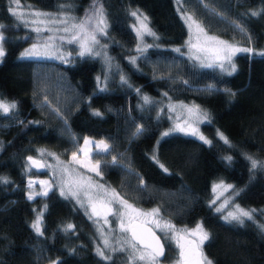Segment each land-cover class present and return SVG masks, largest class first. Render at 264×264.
Segmentation results:
<instances>
[{
    "label": "trees",
    "instance_id": "trees-1",
    "mask_svg": "<svg viewBox=\"0 0 264 264\" xmlns=\"http://www.w3.org/2000/svg\"><path fill=\"white\" fill-rule=\"evenodd\" d=\"M61 1L20 0L42 10H55ZM70 1L82 13L93 0ZM100 2L107 18L104 40L116 67L104 84L98 82L103 71L95 56L21 59L31 39L14 23L9 1L0 0L7 38L0 99L17 104L0 114V177L8 181L0 182V264H119L97 255L90 222L70 199L55 189L31 200L26 195L27 177L42 172H28L27 157L43 148L67 157L85 136L109 143L108 152L94 157L102 160L100 178L122 198L139 207L156 206L174 224H202L210 235L203 251L213 264H264V232L256 223L226 222L209 203L211 182L222 178L238 188L239 203L264 208V168L252 169L247 159L264 160V0ZM133 9L149 18L159 37L135 56V64L130 63L136 41ZM183 14L194 15L209 34L253 52L237 53L231 74L201 67L182 48L175 51L188 33ZM144 96L152 102L146 104ZM167 98L205 109L208 121L200 129L211 143L180 132L163 136L168 121L160 102ZM40 209L42 236L31 227ZM69 224L74 227L65 232ZM165 246L163 259L174 251Z\"/></svg>",
    "mask_w": 264,
    "mask_h": 264
},
{
    "label": "snow or ice",
    "instance_id": "snow-or-ice-1",
    "mask_svg": "<svg viewBox=\"0 0 264 264\" xmlns=\"http://www.w3.org/2000/svg\"><path fill=\"white\" fill-rule=\"evenodd\" d=\"M11 5L15 7H9L8 11L11 15L23 24L25 27H30L31 31L36 33L37 41L40 40L44 32L55 33L63 32L70 35H61L48 36L45 38L44 43H33L30 48L25 49L21 54V59L33 58L37 56H50L54 55L56 51H59V47L56 45V40L65 41L68 44H76L78 46L77 54L80 57L88 56H99L101 53L95 51L97 45L100 44L99 35H107V18L104 11L103 4L100 0H93L91 8L88 12L85 13V16L82 20L77 22V18L68 15H55L52 13L41 12L39 10H31L28 13L19 11L20 0H10ZM65 6H61L63 9ZM31 8V6H29ZM130 16L134 17L136 23L132 25L134 32L136 33L137 38L143 42L146 36H151L154 39L159 37L154 31L149 27V18L140 12L138 9L131 11ZM253 16L260 15L259 12H252ZM183 19L185 25L188 29V39L185 42L188 49V53L191 59L199 62L201 67L207 68H219L223 71L231 74L235 71V64L232 63V58L237 53H251L253 52L252 48H243L235 44H231L225 40L219 39V37L212 36L208 34L205 26L202 22L194 17L192 14H184ZM71 21V23H69ZM62 26V27H58ZM5 25L0 24V61L6 55V50L4 44L7 40L4 35ZM237 27H240L237 25ZM241 31L244 29L241 27ZM24 39H27L25 37ZM103 47V46H102ZM145 47H152V45H145ZM137 52H143L144 49L139 45L136 49ZM176 52H180V49H175ZM264 55V53H261ZM70 55V53H69ZM58 59H65L63 55L57 56ZM109 59L110 58H106ZM137 57H132L130 63L135 64ZM227 63L228 67H225ZM230 69V71H229ZM163 79L164 77H160ZM99 79V78H98ZM121 81L127 83L125 77L121 76ZM184 84H187V81H181ZM212 87V86H209ZM139 92V89H136ZM167 96V93H164ZM144 102L151 103V99L148 96L143 97ZM171 111L175 112L176 107H180L186 110L188 114V119H185L183 123H176L171 130V132H180L186 135L196 136L205 143H211L208 141L203 134L200 133L199 128L196 126L199 123L205 122L208 120V115L204 112L199 105L193 104L191 106L181 103L180 105H168ZM17 108V104L13 102H6L0 100V114H9L12 110ZM95 115H101L99 111L94 113ZM179 119V118H177ZM192 121L191 123L189 121ZM142 129L137 128V133ZM171 132L163 133V136H169ZM220 138L224 141L225 144H230L229 140L220 133ZM92 141L85 140V146L91 144ZM96 148L102 152L109 151V145L104 141H99L96 143ZM79 152L85 153L86 147L78 149ZM41 156L44 155V150H40ZM48 155H54L49 153ZM155 158V157H154ZM59 164V158L56 157ZM72 159L78 163L77 153H72ZM227 161H231L232 157H225ZM251 163L252 169L257 167L264 168V161H258L253 159L251 156L247 157ZM28 160L31 162V167H50V165H44L40 160L33 159L28 157ZM115 157H113V162ZM157 163H159L157 161ZM85 167L89 165L85 164ZM163 168V165H160ZM91 172H94L97 176L100 173V160L97 159L95 164L89 167ZM164 171L168 170L164 168ZM62 175L68 176L67 181H62L67 187L65 191V186L60 188V194L66 199L72 198L75 199L77 204L82 208H87L90 211L86 212L89 215V219L100 218L102 217L103 223L110 225L108 216L111 215L116 220V229L112 231L119 232L121 235L115 237V244L112 243V240L109 238L111 233L105 234V231L102 227H98L97 231L100 234L102 239V247L97 246L96 253L105 261H111L112 254L120 252L124 253L127 257V264H161V258L165 256V244L174 245L177 250V260L176 264H213V262L206 256L203 251V246L206 241L209 240L210 235L204 229L202 224H196L193 228H178L170 220L165 219L159 208H153L151 211H141L140 209L135 208L132 204H129L128 201L124 200L119 196L115 190H111L109 194L108 189H105L103 185H96L91 182V178H77L73 179L67 167L61 168ZM0 182L8 183L7 179L0 177ZM41 184H47V181H40ZM30 186L32 182H29ZM217 189H223L224 191H229L233 189L232 185H225L223 181L220 183L214 184L213 191ZM97 190V194L94 196L93 191ZM235 195H239V192H235ZM48 191L44 190L42 192L36 193L33 195L29 193L28 198L35 199L36 196H47ZM83 197V199L81 198ZM219 197H217L218 199ZM215 200L212 201L215 204ZM118 205V209L114 210L112 205ZM228 201H225L220 207L216 208L217 212L223 210L227 205ZM234 210L229 211L225 220L237 221L238 223H243L244 219H252L253 212L255 210H244L240 208L238 204L233 205ZM44 210H47V205H44ZM44 212L41 211L37 214V217L31 227L38 235H43L42 231V220ZM99 225V219L94 221ZM73 225L69 224L64 228V231H70L73 229ZM264 227V226H262ZM157 232L160 235H157ZM161 236L164 239H161ZM107 252V254H106ZM58 264V262H56Z\"/></svg>",
    "mask_w": 264,
    "mask_h": 264
},
{
    "label": "rangeland",
    "instance_id": "rangeland-1",
    "mask_svg": "<svg viewBox=\"0 0 264 264\" xmlns=\"http://www.w3.org/2000/svg\"><path fill=\"white\" fill-rule=\"evenodd\" d=\"M8 1H9V7H15V5H11L10 4V0H8ZM62 5L65 6L63 9L61 8ZM91 5H92V3L90 4V6L85 7V10H83L82 13H77L76 10H75V5L70 0H62L55 10H42V9H39V8H35L34 6H32L29 3L20 2L19 11H22L24 13H28L31 10H39L41 12L52 13V14H55V15L63 14V15L76 17L77 18V22H78L79 20H82L84 18L85 13L90 10ZM29 6H31V8H29ZM134 10H137V9H133L131 11H134ZM140 12H142V11H140ZM14 23L16 25L23 26L25 28V30H26V35H28L30 37V39H31L30 42L21 50L20 54L25 49L30 48L33 43H37V42L44 43L45 38H47L48 36H53L54 35L56 37H59L61 35H65V36L70 35V34H65L63 32H55V33L44 32L42 34L40 40L37 41L36 33L31 31L30 27H25L23 24H21L15 18H14ZM69 23H71V21ZM135 23H136L135 18L131 16V21H130L131 28H132V25L135 24ZM58 27H62V26H58ZM149 27H150V25H149ZM132 30H133V28H132ZM187 31H188V29H187ZM133 32H134V30H133ZM134 34L136 36L135 32H134ZM209 35H211V34H209ZM212 36H215V35H212ZM216 37H218V36H216ZM97 38L99 39L100 44L96 46L95 51H99L101 54L99 56H95V57H97L98 60L100 61L101 70L103 71L102 73H100V76L98 75V78H99L98 82L100 84H104L106 82V80L108 79V77L110 76V74L112 73V71L116 70V67L114 68L115 63H114L112 57L109 55V53L107 51V42H105V40H104V35H99L98 34ZM152 39H153V37L146 36L144 38V41L141 42L136 36V41H135V43H134V45L132 47V50L134 52H132L131 56L135 57L139 53V52L136 51L138 45L141 48H145V45H150L151 44ZM187 39H188V33H187V36H186L184 42L180 46H177V48H179V49L182 48L181 49L182 52L186 53L188 55V57L190 58L189 53H188V49H187L186 44H185ZM219 39L225 40V41H227V42H229L231 44H235V45H237L239 47H243V46L239 45L238 43H236V42H234L232 40H227V39L220 38V37H219ZM55 43L59 47V51H56L54 55L37 56V57H33V58H49V59H57L58 60V58H56L57 56L63 55L65 57V59H66V58L78 55L77 54L78 46L76 44H68L66 42V40L65 41H60L59 39H57ZM261 51L264 52V46L261 49ZM69 53H70V55H69ZM106 58H110V60L106 59ZM232 60H233V58H232ZM195 62L199 64V62H197V61H195ZM225 67L226 68L228 67L227 63L225 64ZM229 71H230V69H229ZM114 75H115V73H114ZM4 101H6V100H4ZM6 102L10 103V102H13V101H6ZM48 102L49 101L46 98H44L43 101H42V103H46V104H48ZM181 103H183L185 105H189V106L195 104V103H192V102H186V101H182V100H173V99H170V98H167V99H165V100L160 102V110L164 113V115L166 116L167 121H168V125L162 131V133L171 132V130L173 129V127H174V125L176 123H183V121L185 119H188V114H187L186 110H184V109H182L180 107H176V111L173 112L168 107V105H170V104L178 106ZM201 109L204 112H206L205 109H203V108H201ZM207 115H208V113H207ZM177 118H179V119H177ZM189 122L191 123L192 121L190 120ZM200 124L201 123L197 124L196 126L199 128L200 133L203 134V136L209 141V138L201 131ZM220 133L221 132L216 131V135L218 136V138H220V135H219ZM85 140L92 141V143L87 145V146H85V144H84ZM99 141H104L105 143H107L109 145V143L107 141H105L104 139L85 136L83 138V140L81 141V143L77 144L76 149L74 151H72L71 153H69V155L67 157H63L62 155L56 153L55 151H53L51 149H44L43 148L44 155L41 156V154H40V155H38L36 157L40 158L44 165H50V167H48V166L43 167L42 172L40 174H36V175L32 174V175H29L27 177V180H26L27 181V192H26L27 197L29 196L30 192L33 195H35L36 193L42 192L44 190L50 191L51 189H55L60 194V188L62 186H65L64 184H62V181H67L68 180V176L62 175V173H61V168H63V167H67L68 168L69 173L71 174V177L73 179L90 177L91 178V182L93 184L103 185L105 189H108L109 194H111V190H115V189L112 188L111 186H109L107 183H105L100 178V175L97 176L94 172H91L89 170V167L94 165L96 160H97L94 157V155L96 153H105V152L99 151L96 148V143L99 142ZM82 147H86L87 156L85 155V153H81V152L78 151V149L82 148ZM73 152L77 153V157H78L79 161H81L82 163H78L77 161L72 159V153ZM49 153H52L54 155H48ZM56 157L59 158V164L57 162ZM111 160H113V158ZM101 161L102 160H100V163H101ZM258 161H262V160H258ZM85 164L89 165V167H85L84 166ZM25 168H26V170L28 172L34 170L33 167H31V164L28 161L25 164ZM30 181L32 182L31 186L29 184ZM40 181H47L48 183L47 184H41V183H39ZM221 181H223V183L225 185H229V184L232 185L233 189H231L229 191H224L223 189H217V191L214 192L213 191L214 184L220 183ZM210 190H211V196H210V199H209V203H210V205L212 206V208L215 211H216L217 207H220L222 204L225 203V201H228L227 205L223 208V210L219 212L220 216L222 217V219L224 221L231 222V223L232 222L233 223H238L237 221H229V220H225L224 219V216H226L229 211H233L234 210L233 205L238 204L240 206V208H242L244 210H255L253 212V216H252L251 221L256 223L258 228L264 232V227H262V226H264V208L263 207H256V206H246V205H243V204L239 203L236 200V195L234 194L235 192H238V188L232 182L225 181L222 178H217V179H215V180H213L211 182ZM65 191H67V187L66 186H65ZM115 192L118 193L116 190H115ZM96 194H97V190H94L93 191V195L95 196ZM119 196H120V194H119ZM217 197H219V198L217 199ZM81 198L83 199V197H81ZM68 199H70L84 213V215L88 218V220L90 222V225H91V228H92V238H93V241H94V248L95 249L97 248L98 245L102 247V239L100 237L99 232L97 231L98 227H102L104 229V231H105V234L111 233L109 238L112 240V243L115 244V237L120 236L121 234L119 232L112 231L113 229H116V227H117L116 220H115V218L113 216H111V215L108 216V220L110 221V225L104 224L102 217L89 219V215L86 214V212L90 211L89 209L80 207V205L77 204L75 199H72V198H68ZM213 200L216 201L215 204L212 203ZM128 203L132 204L130 202H128ZM133 206L135 208L140 209L141 211H145V212L151 211L153 208H157L156 206H151V207H147V208L139 207V206H136V205H133ZM112 207H113L114 210L118 209V205L115 204V203L112 205ZM41 211H42V209L36 211L34 219L32 220L31 224L34 223V221H35V219L37 217V214L40 213ZM96 219H99V221H100L99 225H97L94 222ZM246 220H249V219L245 218L244 221H246ZM197 224H199V223H197ZM175 225L178 228H184V227L193 228V227L196 226V224L194 226H186V225H179V224H175ZM161 237L164 239L163 236H161ZM167 245L170 246L171 249H172V247H174V245H169V244H167ZM106 254H107V252H106ZM111 259H117L119 264H127V257H126V255L124 253H120V252L114 253V254H112V258ZM176 260H177V250L174 247V251L170 252L169 257L167 259H161V264H176ZM50 264H53V262H51Z\"/></svg>",
    "mask_w": 264,
    "mask_h": 264
},
{
    "label": "water",
    "instance_id": "water-1",
    "mask_svg": "<svg viewBox=\"0 0 264 264\" xmlns=\"http://www.w3.org/2000/svg\"><path fill=\"white\" fill-rule=\"evenodd\" d=\"M29 157H32L33 159H37V160H40L41 163H42V160L36 156H29ZM27 160H28V157H27ZM28 162L31 164V162L28 160ZM43 164V163H42ZM33 169L35 171H42L43 167H39V168H36V167H33ZM157 235H160L158 232H157ZM162 239V238H161ZM163 240V239H162ZM165 252H166V246H165ZM164 257H162L161 259H163Z\"/></svg>",
    "mask_w": 264,
    "mask_h": 264
}]
</instances>
